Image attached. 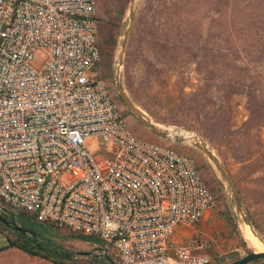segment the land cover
<instances>
[{
	"label": "built area",
	"instance_id": "built-area-1",
	"mask_svg": "<svg viewBox=\"0 0 264 264\" xmlns=\"http://www.w3.org/2000/svg\"><path fill=\"white\" fill-rule=\"evenodd\" d=\"M100 60L95 0H0V212L93 240L116 264H213L174 239L216 208L172 148L200 140L134 136Z\"/></svg>",
	"mask_w": 264,
	"mask_h": 264
},
{
	"label": "rangeland",
	"instance_id": "rangeland-1",
	"mask_svg": "<svg viewBox=\"0 0 264 264\" xmlns=\"http://www.w3.org/2000/svg\"><path fill=\"white\" fill-rule=\"evenodd\" d=\"M95 2L101 53L98 72L131 133L159 144L164 143L165 128L176 127L193 135L200 144L181 140L172 148L195 160L209 191L211 178L222 188L223 200L215 202L216 208L199 225L182 235L177 233L174 239L200 243L203 250L198 253L209 255L213 264H230L248 252L264 250V233L258 236L247 225L243 200H259L264 189V125L251 130L248 139L234 133L246 119L245 99L234 95L228 103L235 109L226 112L221 94L208 79V52L212 48L209 0ZM180 18L187 26L181 32L177 28ZM116 61L122 65L120 71L114 67ZM251 74L264 78V55L252 66ZM224 209L230 211L232 225L225 220ZM8 218L36 234L43 247L53 253L92 251L116 263L114 254L102 251L93 240L52 230L27 217ZM63 259L69 264H93L95 259L110 264L104 257Z\"/></svg>",
	"mask_w": 264,
	"mask_h": 264
},
{
	"label": "trees",
	"instance_id": "trees-1",
	"mask_svg": "<svg viewBox=\"0 0 264 264\" xmlns=\"http://www.w3.org/2000/svg\"><path fill=\"white\" fill-rule=\"evenodd\" d=\"M209 2L211 3L210 13L212 12L209 34L212 48L208 52V79L212 81L215 92L221 94L223 109L226 112L235 109V106L231 107L228 103L234 95L243 96L246 119L234 133L242 134L243 138L248 139L251 130L257 131L264 125V78L251 74L252 66L260 63L264 55V0H209ZM181 10L182 5L180 12ZM189 11L188 9L187 16L191 15L188 14ZM185 19L183 21L181 19V24L177 26L180 32L187 28L185 23L188 19L186 22ZM198 69L200 70V66ZM233 126L236 127L234 124ZM210 142L214 141L211 139ZM216 184L217 188L214 187ZM207 185L211 189L215 202L223 200L222 188L216 179L211 178ZM243 200L247 224L258 236H262L264 233V212L262 211L264 189L261 190L259 200L250 201L246 197ZM19 216L25 217V215ZM223 216L227 223L232 225L230 211L224 209ZM9 245L17 246L35 255L43 253L46 257L51 255V251L46 250L38 239L20 233L19 239L16 242H10ZM251 253L252 251L247 254ZM60 258L63 259L62 256ZM107 258L110 259L108 256ZM93 264L107 263L102 259H95ZM249 264H264V259Z\"/></svg>",
	"mask_w": 264,
	"mask_h": 264
},
{
	"label": "crops",
	"instance_id": "crops-1",
	"mask_svg": "<svg viewBox=\"0 0 264 264\" xmlns=\"http://www.w3.org/2000/svg\"><path fill=\"white\" fill-rule=\"evenodd\" d=\"M0 216L6 217L8 221H13L8 218L9 214L5 212H0ZM17 239H19V233L0 221V264H69L53 252L49 257H46L44 253L35 255L17 246L9 245L10 242H16Z\"/></svg>",
	"mask_w": 264,
	"mask_h": 264
},
{
	"label": "water",
	"instance_id": "water-1",
	"mask_svg": "<svg viewBox=\"0 0 264 264\" xmlns=\"http://www.w3.org/2000/svg\"><path fill=\"white\" fill-rule=\"evenodd\" d=\"M0 221L5 224L7 227L9 228H12L13 230H15L16 232L22 234V235H25L27 237H32L34 239H38L36 234H34L33 232L27 230V229H23L19 226H17V224L14 222V221H8L6 220L5 218L1 217L0 216ZM248 225V224H247ZM257 237V236H256ZM261 241V240H260ZM56 255L58 256H63V257H66V258H70L72 256H85V257H96V258H101V257H104L106 258L110 264H116L115 262H113L112 260H110L109 258H107L106 255H101V254H96L94 252H88V251H81V252H71V253H68V254H57L55 253ZM260 259H264V252H252L251 254H247L245 256H243L242 258L230 263V264H249L251 262H254V261H257V260H260Z\"/></svg>",
	"mask_w": 264,
	"mask_h": 264
},
{
	"label": "bare ground",
	"instance_id": "bare-ground-1",
	"mask_svg": "<svg viewBox=\"0 0 264 264\" xmlns=\"http://www.w3.org/2000/svg\"><path fill=\"white\" fill-rule=\"evenodd\" d=\"M188 141V140H187ZM255 252H264V250H262V248H260L259 251H255Z\"/></svg>",
	"mask_w": 264,
	"mask_h": 264
}]
</instances>
